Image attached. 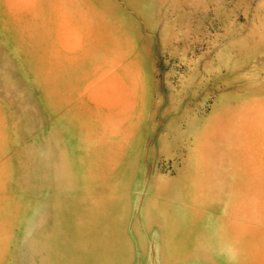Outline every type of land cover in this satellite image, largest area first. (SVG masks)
I'll list each match as a JSON object with an SVG mask.
<instances>
[{
  "label": "rangeland",
  "instance_id": "obj_1",
  "mask_svg": "<svg viewBox=\"0 0 264 264\" xmlns=\"http://www.w3.org/2000/svg\"><path fill=\"white\" fill-rule=\"evenodd\" d=\"M0 264H264V0H0Z\"/></svg>",
  "mask_w": 264,
  "mask_h": 264
},
{
  "label": "crops",
  "instance_id": "obj_2",
  "mask_svg": "<svg viewBox=\"0 0 264 264\" xmlns=\"http://www.w3.org/2000/svg\"><path fill=\"white\" fill-rule=\"evenodd\" d=\"M110 203H106L104 206L106 207L105 209H104V213H102V215H109V214H116L117 216H118V214H119V216H122L123 214H128L127 212H124V211H121V210H117V211H114L115 209H113L112 211H109L108 209L109 208H111V206L112 205H109ZM114 207H115V205H114ZM120 207H123V205L121 206L120 205ZM127 207H129L130 208V203H129V206H127ZM116 208V207H115ZM122 209V208H121ZM113 224V223H112ZM122 223L120 222V223H115V226H119L118 228L116 227V229L114 230L115 232H117L118 233V230L120 229V230H122V225H121ZM121 227V228H120ZM115 228V227H114ZM102 230V229H101ZM123 232H125V228L123 227ZM126 231H128V230H126ZM100 233H103V232H100ZM106 233V232H105Z\"/></svg>",
  "mask_w": 264,
  "mask_h": 264
}]
</instances>
